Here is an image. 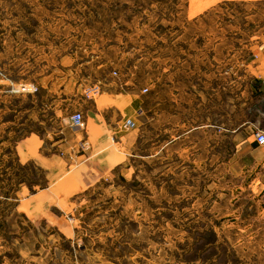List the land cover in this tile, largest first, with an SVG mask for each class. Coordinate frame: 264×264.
<instances>
[{
    "label": "rangeland",
    "instance_id": "374dc122",
    "mask_svg": "<svg viewBox=\"0 0 264 264\" xmlns=\"http://www.w3.org/2000/svg\"><path fill=\"white\" fill-rule=\"evenodd\" d=\"M253 80L264 0H0V264H264Z\"/></svg>",
    "mask_w": 264,
    "mask_h": 264
},
{
    "label": "crops",
    "instance_id": "0c3cea01",
    "mask_svg": "<svg viewBox=\"0 0 264 264\" xmlns=\"http://www.w3.org/2000/svg\"><path fill=\"white\" fill-rule=\"evenodd\" d=\"M157 89V85H156ZM157 91V90H156ZM173 99L170 97L168 101V110L166 112V104L165 102L159 100L157 102V92H156V113L167 115L169 118L173 115L172 113V106H173ZM235 104V103H234ZM241 103L235 104L233 106L239 107ZM242 105L245 109L248 110L250 115H253V119L249 121H243L237 127L232 129V133H234V137L237 135V131L244 126L246 123L248 124H257L258 122H262V126H260V130L264 131V81L253 80L250 82L249 89H248V100L247 102H243ZM96 108L99 110L98 106ZM172 113V114H171ZM255 126V125H253ZM222 129L220 126H218ZM256 128V127H255ZM247 147L250 149V153L252 154V165L256 172L255 181L258 184L264 185V143L259 144L255 140L254 132L246 139Z\"/></svg>",
    "mask_w": 264,
    "mask_h": 264
},
{
    "label": "built area",
    "instance_id": "2783aa9c",
    "mask_svg": "<svg viewBox=\"0 0 264 264\" xmlns=\"http://www.w3.org/2000/svg\"><path fill=\"white\" fill-rule=\"evenodd\" d=\"M18 92H30V91H36L37 87L32 86L31 84H21L17 87ZM84 93L87 97H91V95H96L99 93V86L98 84H92L84 89ZM83 115L81 112L77 111L72 113L69 116V125L73 128H80L83 126ZM124 127L127 129H130L134 127L135 123L132 119L127 118L124 120L123 123ZM255 140L257 143L262 144L264 143V131L258 130L254 133Z\"/></svg>",
    "mask_w": 264,
    "mask_h": 264
}]
</instances>
